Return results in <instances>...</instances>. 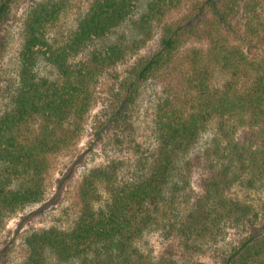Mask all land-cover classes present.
I'll use <instances>...</instances> for the list:
<instances>
[{
	"label": "trees",
	"instance_id": "trees-1",
	"mask_svg": "<svg viewBox=\"0 0 264 264\" xmlns=\"http://www.w3.org/2000/svg\"><path fill=\"white\" fill-rule=\"evenodd\" d=\"M140 1L92 0L63 38L70 0H38L26 14L19 70L0 108V232L9 216L43 200L51 156L81 136L99 80L159 28L158 47L137 57L119 83L110 120L118 127L132 123L144 88L171 73L190 39L205 44L183 56L180 91L157 98L153 140L137 144L134 159L88 170L73 224L30 233L22 264H198L195 255L217 246L229 226L245 232L212 264H264V203L238 191L264 194V53L253 56L239 43L264 39V0H147L141 12ZM14 2L0 0V26ZM187 2L182 16L168 19ZM42 59L56 78L37 73ZM215 73L226 76L220 84ZM212 122L215 133L201 147ZM195 172L202 191L192 199ZM156 230L183 252L146 251L142 242Z\"/></svg>",
	"mask_w": 264,
	"mask_h": 264
},
{
	"label": "rangeland",
	"instance_id": "rangeland-1",
	"mask_svg": "<svg viewBox=\"0 0 264 264\" xmlns=\"http://www.w3.org/2000/svg\"><path fill=\"white\" fill-rule=\"evenodd\" d=\"M38 0H15L9 16L0 26V108L5 103L7 85L11 84L19 70V53L22 43L23 21ZM92 0H70V11L61 22L60 38H63L75 29L77 19L88 7ZM147 0L139 2L138 11H143ZM189 9V2L181 9L174 11L168 19L182 16ZM240 20V19H239ZM126 24L120 28L123 32ZM240 34L245 35L244 25L240 26ZM245 31V32H244ZM160 29L157 28L154 37L137 54L131 55L125 62L110 69L99 80L94 105L87 115L81 136L73 145L60 153L51 156V165L47 175V186L42 201L25 206L9 216L0 232V264H22L27 255V236L35 230L56 226L67 228L73 224L80 210L78 191L83 175L93 167L106 164L115 158H132L137 144H149L153 140V112L154 105L160 95L178 92L185 83L184 64L185 53L192 47H201L205 43L198 39H190L177 53V63L171 73L147 84L142 96L133 112L132 123L124 122L118 127L110 121L111 115L117 108L115 96L122 78L127 74L131 64L139 57L158 47ZM251 39V38H250ZM240 42L244 49L253 56L264 53V39L252 38L251 44ZM238 42V41H236ZM187 70V69H186ZM36 71L41 76L56 78V69L45 59L40 60ZM222 73H215V82L225 79ZM163 79V81H162ZM110 122V123H108ZM102 127H104L102 129ZM128 127V128H127ZM127 128V129H125ZM100 132V133H99ZM246 128L239 130V136H244ZM215 133V124L212 122L208 131L202 135L199 146H206ZM126 141L125 144L120 140ZM190 196L193 199L202 191V173L195 172L191 178ZM243 197L254 199L256 203H264V194L248 192L244 187L238 189ZM105 196L106 193L103 192ZM107 196V195H106ZM105 196V197H106ZM245 231L229 226L217 246L208 247L205 254H196L198 264H212L217 260V252L236 243ZM143 248L152 252L154 256L179 255L183 252L175 237L168 238L162 230L149 233L142 242ZM49 264H56L49 261Z\"/></svg>",
	"mask_w": 264,
	"mask_h": 264
}]
</instances>
